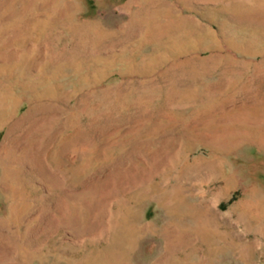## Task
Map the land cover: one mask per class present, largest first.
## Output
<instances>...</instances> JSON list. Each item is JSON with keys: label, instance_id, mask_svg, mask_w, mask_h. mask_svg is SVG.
I'll return each mask as SVG.
<instances>
[{"label": "rangeland", "instance_id": "1", "mask_svg": "<svg viewBox=\"0 0 264 264\" xmlns=\"http://www.w3.org/2000/svg\"><path fill=\"white\" fill-rule=\"evenodd\" d=\"M263 138L264 0H0L24 264H264Z\"/></svg>", "mask_w": 264, "mask_h": 264}, {"label": "bare ground", "instance_id": "2", "mask_svg": "<svg viewBox=\"0 0 264 264\" xmlns=\"http://www.w3.org/2000/svg\"><path fill=\"white\" fill-rule=\"evenodd\" d=\"M262 144L264 145V138H263ZM6 175H7V172L4 169L3 170V174L0 177V183L1 184H3L4 181L6 180ZM4 188L5 189H10V190H13V191L15 190V188L13 187V189H12L11 186H7V187H4ZM253 191L256 192L257 190L253 189ZM13 195H15V193ZM221 216H222V214L218 213L217 211H213V212H211L209 214L206 212V213H203V219L201 218V220L198 221V223L200 224V226L203 227V230H206L207 233L212 234L214 236L215 235L214 229H211L210 227H208V228L206 227L205 228L204 224H205V222H210V223L214 222V221L220 219ZM213 226H214V224H213ZM143 228H145V227H143ZM169 242H170L169 240L166 241V248H167L166 251L167 252H165V254L161 257V259L162 258L163 259H168L170 257L171 252L174 250L173 248L171 249L168 246L170 244ZM170 246H171V244H170ZM14 250H15L14 245L11 243V241L8 239V237H6V235L3 234L2 238L0 239V264H24L22 260H18V259L14 258V254H13ZM116 264H124V263L117 262Z\"/></svg>", "mask_w": 264, "mask_h": 264}]
</instances>
